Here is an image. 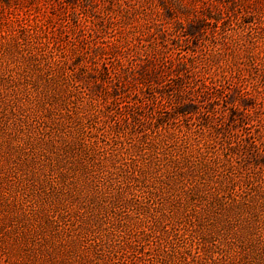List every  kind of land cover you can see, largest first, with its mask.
Returning <instances> with one entry per match:
<instances>
[{
  "label": "rangeland",
  "instance_id": "rangeland-1",
  "mask_svg": "<svg viewBox=\"0 0 264 264\" xmlns=\"http://www.w3.org/2000/svg\"><path fill=\"white\" fill-rule=\"evenodd\" d=\"M60 1L0 0V264H122L124 260L126 264H144L143 259L124 256L125 250L118 247L123 244L122 237H118L117 248L102 241L107 235L112 237L114 229H58V225H49L53 212L39 194L38 174L43 177V172L29 145V114L42 115L50 106L52 118L64 119L71 130L78 119L60 115L65 108L62 88L56 91L58 99L43 105L47 101L43 86L29 87V81L36 78L29 69V46L47 47L68 57L75 51V42L86 45L116 37L129 44L125 84L115 78L108 89L94 82L71 88L76 106L82 105V98L76 97L89 94L100 107L111 106L108 101L119 104L112 105L111 117L102 130L108 133V125H113L118 134L114 139L126 146L130 140L138 141L133 133L138 123L127 121L121 104L132 110L133 101L139 103V110L149 119L141 120L138 129L147 128L150 136L157 133L149 129L156 130L150 116L158 115L155 95L163 88L139 85L151 71L170 85L167 89H172L171 93L201 74L221 79L212 98L199 96L198 112L182 115L173 96L167 99L162 113L168 119L159 130L179 129L180 139L163 146L176 154L178 148L194 151L199 142L209 159L217 153L226 154L233 143L238 147L233 154L238 174L249 170L263 176L264 166L261 169L255 163L264 158V0H72L66 7ZM22 24L26 30L19 27ZM86 36L91 41L83 38ZM106 90L114 91L115 96L106 97ZM245 92L254 98L245 102L250 116H245V122L233 121L231 108ZM13 108L24 120L21 133L9 117ZM82 110L91 116L88 109ZM205 123L209 127L201 129ZM135 153L148 163L152 159L145 149ZM13 175L28 184L15 187ZM117 233L128 235L129 231L118 229ZM156 234L160 235L159 231ZM215 236L222 253L217 252L216 260L208 259L205 264H264V229H215ZM249 247L251 258L244 254ZM192 264L203 261L192 260Z\"/></svg>",
  "mask_w": 264,
  "mask_h": 264
},
{
  "label": "trees",
  "instance_id": "trees-1",
  "mask_svg": "<svg viewBox=\"0 0 264 264\" xmlns=\"http://www.w3.org/2000/svg\"><path fill=\"white\" fill-rule=\"evenodd\" d=\"M71 2L61 0L59 4L66 7ZM19 27L26 30L24 24ZM89 37L83 38L91 41ZM74 50L67 57L47 47L29 46V69L36 73L33 81L39 83L29 81V87L43 86L47 95L43 105L58 99L56 91L62 88L65 108L60 110V115L78 119L76 128L71 130L64 119L52 118L50 106L45 107L42 115L29 114V129L32 128L29 145L43 172V177L38 174L39 194L49 202L53 212L47 224L58 225V229H114L112 237L107 235L102 241L117 248L118 237H122L123 244L118 247L125 250L124 256L143 259L144 264H192V260L205 264L208 259L215 261L216 253L223 250L215 229H264V175L249 170L238 174L240 168L233 161L238 147L230 143L226 154L217 153L208 159L199 142L194 151L178 148L176 154L163 146L180 139L179 129L159 130V125L163 126L168 119L162 113L167 99L173 96L179 106L173 108L174 112L175 109L182 115L198 112L199 96L212 98L221 79L212 80L201 74L197 76L199 79L180 86L177 93H171L172 89H167L170 85L151 71L148 77L140 79L139 85L163 88L160 95H155L158 115L150 116L156 130L151 126L149 129L157 133L152 138L147 128L138 129L141 120L149 119V115L139 110L142 109L139 103L133 101L132 110L121 104L127 121L138 123L133 130L138 141L130 140L126 146L114 139L118 134L113 125H108V133L102 130L111 117L112 105L119 104L108 101L111 106L103 108L89 94L76 97L82 98V105L76 106L71 88L80 89L84 82H94L108 89L115 78L125 84L129 74V63L125 61L129 44L111 37L92 40L86 45L75 42ZM105 92L106 97L115 96L114 91ZM249 95V92L241 93L236 106L231 108V120L245 122V116H250L245 102H253L254 98ZM9 117L21 133L24 120L17 117L15 108ZM208 127L205 123L201 129ZM142 149L151 156L149 163L144 156L136 155ZM255 166L262 169L264 158L257 160ZM16 177L19 178L14 175L12 178L15 187L28 184L26 179L18 181ZM118 229L129 233L118 234ZM251 248L245 249L247 258L252 257Z\"/></svg>",
  "mask_w": 264,
  "mask_h": 264
}]
</instances>
